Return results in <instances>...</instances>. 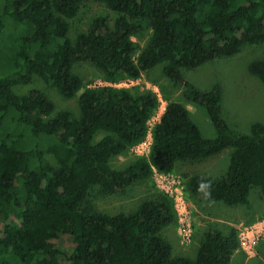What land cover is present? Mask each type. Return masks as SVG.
<instances>
[{
	"label": "trees",
	"instance_id": "obj_1",
	"mask_svg": "<svg viewBox=\"0 0 264 264\" xmlns=\"http://www.w3.org/2000/svg\"><path fill=\"white\" fill-rule=\"evenodd\" d=\"M87 1L116 12L114 23L96 18L72 32L71 21ZM146 23L143 47L133 39ZM73 33V34H72ZM264 43V0H0V264H234L236 231L206 232L195 257L175 255L162 230L177 219L173 200L159 192L130 212L99 211L93 189L110 194L232 148L230 165L217 179L192 175L187 191L198 200L247 204L251 189L264 197V123L238 133L223 115L222 87L202 90L182 69ZM94 65L108 82L86 86L77 62ZM157 66L182 86L188 103L206 107L217 136L205 137L184 102L159 107L151 89L117 86ZM249 71L264 83V58ZM40 77L66 98L78 95L79 112H55L38 88L18 94L15 85ZM149 154L124 168L111 159L143 142ZM99 133H104L97 138ZM67 236L71 246L61 247Z\"/></svg>",
	"mask_w": 264,
	"mask_h": 264
},
{
	"label": "rangeland",
	"instance_id": "obj_2",
	"mask_svg": "<svg viewBox=\"0 0 264 264\" xmlns=\"http://www.w3.org/2000/svg\"><path fill=\"white\" fill-rule=\"evenodd\" d=\"M105 16L113 24L117 17L116 12L104 3L87 1L81 7L78 15L71 21V31L86 30L98 17ZM152 30L146 23L145 28L133 39L143 47L147 42ZM73 34V33H72ZM264 58V43L249 44L242 46L241 50L229 57H221L211 60L194 69H182L184 77L202 90H210L216 82L222 87L223 115L238 133L250 132L254 122L264 123V83L249 71L252 61ZM74 72L83 80L84 85H107L114 84L104 79L103 74L90 62L80 61L74 66ZM121 80L119 86L133 87L140 85L143 89H154L160 93V104L152 117L151 126L159 121L165 111L168 98L184 102L190 110L191 118L198 124L203 135L208 138L217 136L206 107L188 103L182 97V86L171 81L163 73V67L157 66L133 82ZM31 88H38L46 92L54 101L55 112L73 111L79 112L78 95L66 99L62 97L56 88L46 83L40 77H35L29 85H15L14 90L18 94H26ZM104 133H99L101 138ZM151 135L146 138L144 144L133 147L129 151L114 156L110 164L113 168H124L140 156L149 154ZM232 148H227L220 154L198 161H181L176 164L171 172L161 177L153 173L152 177L140 180L126 190L115 193H104L99 188L93 189L88 201L99 211L107 213L130 212L147 198L154 197L165 184L166 178L175 179L187 192L190 205L187 216L191 224L192 234L186 240L184 222L179 217L175 222L165 227L161 234L173 246L175 255L195 257L202 236L211 230L218 229L225 234L229 229L236 231L239 241L238 249L233 253L234 264H264V197L260 187L251 189L247 204L227 205L223 202H209L198 200L187 191L186 184L194 174H201L207 178L217 179L226 174L231 159ZM171 179V180H172ZM164 193V192H163ZM241 237L252 242V247L244 248ZM71 239L67 236L60 238L61 247L71 246Z\"/></svg>",
	"mask_w": 264,
	"mask_h": 264
},
{
	"label": "built area",
	"instance_id": "obj_3",
	"mask_svg": "<svg viewBox=\"0 0 264 264\" xmlns=\"http://www.w3.org/2000/svg\"><path fill=\"white\" fill-rule=\"evenodd\" d=\"M128 81L133 82L135 80H128L127 79L126 82H128ZM115 85H117V84H115ZM117 86H119V85H117ZM151 90L154 91V89H151ZM154 93L156 94V96L158 97L159 102H160V93L158 91H154ZM152 126L150 124V127H152ZM150 135H151V129H150V132L148 133L147 137H150ZM151 139H152V137H151ZM145 141H146V139L134 147L136 148V147L141 146L142 144L145 143ZM151 142H152V140H151ZM154 173H158L159 175H161V177H165L166 176L165 173H168V172H161V171L155 169ZM171 179L166 178L165 184L162 185L160 188L165 194H167L173 200V203L175 205L176 212H177V218L179 217V219L182 222H184L183 229L185 228L184 230H186V233H184V236H186L185 238H186V240H188L191 237L192 228H191V224L189 223L188 218H187V216L189 215V208H190V205L188 202L187 192L184 189V187H182L181 185H179V183L177 181H175V179H172V180ZM241 239H242L241 243H242L243 247L247 248V250H249L252 247V242L250 240L249 241L246 240V237H241Z\"/></svg>",
	"mask_w": 264,
	"mask_h": 264
}]
</instances>
